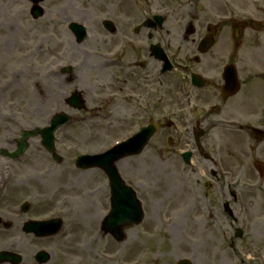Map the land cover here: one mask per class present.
I'll return each instance as SVG.
<instances>
[{"label":"rangeland","instance_id":"rangeland-1","mask_svg":"<svg viewBox=\"0 0 264 264\" xmlns=\"http://www.w3.org/2000/svg\"><path fill=\"white\" fill-rule=\"evenodd\" d=\"M112 1L45 0L35 5L30 0H0V152L14 153L23 132L48 127L55 115L72 118L54 136L61 163L42 147L40 137L30 140L20 159L0 154V231L13 227V239L23 241L12 253L22 257V264H37L35 255L41 251L51 255L48 264H176L185 259L193 264H264V177L255 169V163H264V138L257 141L249 131H205L202 146L218 167L198 155L186 129L194 108L181 101V73L177 89L173 85L176 102L162 108L172 110L169 119L175 129L165 127L141 155L116 164L136 192L145 220L124 231L122 244L102 233L110 212L108 177L97 168L78 169L77 158L103 154L158 122L151 119L157 105L148 97L154 86L146 89L151 92L145 101L136 91L143 75L135 63L148 59L147 47L154 41L141 43L130 36L122 43L102 29ZM126 5L133 24L161 13L152 0H126ZM36 9L42 12L38 19ZM71 24L88 30L83 44L69 31ZM112 53L115 64L107 63ZM245 54V77H258L256 104H234L224 111L229 116L239 111L240 121L232 126L264 132V55L255 57L250 50ZM66 68L71 73H62ZM75 93L85 102L81 111L68 105ZM113 99H119L117 106L111 104ZM185 150L195 155L188 166L182 162ZM210 171L218 173L214 186L217 180ZM25 204L31 207L28 213L22 212ZM224 204L233 216L224 211ZM14 214L23 221L20 230ZM95 217L99 225L94 230ZM42 219L62 221L61 233L50 240L24 234L25 223ZM239 229L245 233L242 239L235 238Z\"/></svg>","mask_w":264,"mask_h":264},{"label":"flooded vegetation","instance_id":"flooded-vegetation-1","mask_svg":"<svg viewBox=\"0 0 264 264\" xmlns=\"http://www.w3.org/2000/svg\"><path fill=\"white\" fill-rule=\"evenodd\" d=\"M152 1L166 15L161 26L152 21L155 25L152 30L142 27L145 21L133 24L129 20L126 0L112 1L108 19L101 23L102 29L110 36L119 37L118 42L124 43L130 40V36L141 43L145 40L154 41L148 44V59L135 63L143 75L142 84L136 90L139 98L145 101L147 93L151 92L146 89L154 86L148 96L157 105L151 119H159L157 123L160 131L165 129L162 124L167 125L171 121L169 117L172 110L162 108L172 107L176 102L177 91L173 89V85L177 89L176 77L181 73L184 83L180 88L181 101L187 107H194L196 125L191 126V134L194 136L196 132L203 130L204 135L205 131L231 132L232 126L229 123L238 121L236 117L239 111L236 115L229 116L224 108L234 104H238L239 108L256 104L253 90L256 84L254 81L258 77L253 74L245 77L244 71L247 70L242 65L245 53L249 50L255 57L264 55V0ZM184 11L191 15L183 18L181 14ZM246 44H251V47L246 48ZM152 45L160 46L170 68H165L168 67L165 61L154 58L150 48ZM152 62L154 67L149 70ZM113 63L116 62L112 60L110 64ZM164 70L166 72L162 73ZM227 82L237 84L239 90L234 96H230L233 90L225 92ZM130 89L134 90L133 87ZM117 101L119 99H113L112 105L117 106ZM200 107L208 110L200 113ZM236 132L244 131L240 128ZM207 159L215 163L211 157ZM211 174L219 182L218 174L215 171ZM225 208L224 204V211Z\"/></svg>","mask_w":264,"mask_h":264},{"label":"water","instance_id":"water-1","mask_svg":"<svg viewBox=\"0 0 264 264\" xmlns=\"http://www.w3.org/2000/svg\"><path fill=\"white\" fill-rule=\"evenodd\" d=\"M34 4L38 5L45 0H31ZM34 18L38 19L42 16V12L39 9H36L33 13ZM71 31L78 37V41L81 42L83 38V30L81 27H78L76 24L70 26ZM69 104L74 109H81L83 107L82 103H79L77 94H74L69 100ZM69 121V117L63 114H60L55 117L51 123L50 128L44 130H36L34 132H24L22 134L21 140L18 141V150L17 153L12 154L13 157H21L28 148V141L32 137L41 136L43 138V145L52 154L53 158L57 163H60L62 160L56 154V149L54 147V133L63 124ZM155 128L149 127L146 130H143L142 133L135 138H133L127 144H124L118 148L113 149L112 151L98 156H85L81 157L77 161V167L82 169H91V168H101L105 171L107 176L111 181V190H112V212L109 217L105 220L103 225V230L106 234L110 233L114 239L118 242H123L125 237L123 235V230L126 228H131V226H138L143 222L144 213L140 202L137 200L136 194L130 188L126 187L125 183L122 181L115 163L119 160L129 157L132 155H137L142 152L146 144L152 135L155 134ZM264 135L259 134V139H262ZM11 156V157H12ZM190 155L186 157V162L189 161ZM256 169L263 175L264 168L260 165H256ZM28 205L23 207V211H27ZM27 232L37 233L38 236H52L57 234L61 228V222L55 223H34L26 226ZM241 236V233H239ZM48 255L41 254L38 256V259L41 263H47L49 261ZM21 259L15 255L9 256L5 254H0V263L10 262L12 264H19Z\"/></svg>","mask_w":264,"mask_h":264},{"label":"bare ground","instance_id":"bare-ground-1","mask_svg":"<svg viewBox=\"0 0 264 264\" xmlns=\"http://www.w3.org/2000/svg\"><path fill=\"white\" fill-rule=\"evenodd\" d=\"M7 46V49L8 50L10 48V44H6ZM74 49V48H73ZM111 56L108 55V59L110 58ZM107 58V57H106ZM108 63V61H107ZM106 63V64H107ZM22 90L23 89H20L19 90V93H22ZM71 172V171H70ZM4 183V182H3ZM11 185V184H10ZM9 185V186H10ZM8 186V187H9ZM16 214H14V218L16 219V226L19 227L23 224V221L21 218H18L17 216H15ZM92 223V228L95 230L96 228H98V225H99V219L98 217H95V219L93 221H91ZM11 222L8 223V226H11ZM13 227H10L8 229H5V232L4 231H0V249H2L5 253L6 252H12V251H17L21 248V243L23 241H18L17 239H13L14 236H12V233H11V230H12ZM22 228V227H21ZM20 230V227L18 228ZM16 236V234H15ZM65 236V235H64Z\"/></svg>","mask_w":264,"mask_h":264}]
</instances>
